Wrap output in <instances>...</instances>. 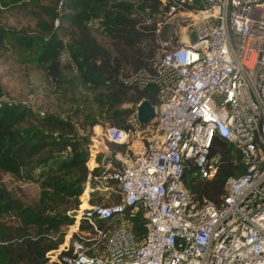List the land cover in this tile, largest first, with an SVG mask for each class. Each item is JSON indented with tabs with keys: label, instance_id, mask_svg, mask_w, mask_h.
I'll list each match as a JSON object with an SVG mask.
<instances>
[{
	"label": "built area",
	"instance_id": "obj_1",
	"mask_svg": "<svg viewBox=\"0 0 264 264\" xmlns=\"http://www.w3.org/2000/svg\"><path fill=\"white\" fill-rule=\"evenodd\" d=\"M136 11L140 25L153 26L159 52L153 72L139 69L122 81L155 87V131L127 163L108 154L99 164L84 187L86 206L68 211L73 223L48 261L264 264V0H161L154 18L147 7ZM176 16L184 26L164 37ZM111 130L125 137L113 139ZM108 131L125 144L128 132ZM217 138L236 149L243 167L225 178L219 205L193 199L182 180L187 163L201 178L216 176ZM110 182L120 201L91 203ZM139 212L140 241L131 227Z\"/></svg>",
	"mask_w": 264,
	"mask_h": 264
},
{
	"label": "trees",
	"instance_id": "obj_2",
	"mask_svg": "<svg viewBox=\"0 0 264 264\" xmlns=\"http://www.w3.org/2000/svg\"><path fill=\"white\" fill-rule=\"evenodd\" d=\"M38 1L0 0V14L35 2L47 15V21L38 18L34 34L0 27V50L14 48L23 55V62L34 63L55 81L61 78V57L65 54V66L76 71L80 85L90 91L109 126L130 132L135 125L143 128L150 124L151 119L138 125L135 106L142 99L154 104L155 87L127 85L122 78L139 69L154 71L159 48L153 26L140 25L136 9L147 7L146 14L154 18L161 0H47L54 8ZM54 22L69 26L67 41L58 37ZM2 96L0 88V174L37 183L39 194L33 205H25L0 185V264H64L49 262L48 254L59 248L65 230L73 223L68 211L80 207L81 200V207L86 206L84 187L100 174V157L93 163L86 148L89 140L70 117L37 114L28 107L3 101ZM110 133L116 140L125 137L119 130ZM111 144L118 149L125 147ZM215 146L222 152L216 176L201 178L187 163L182 180L193 199L205 198L219 205L225 193V178L240 174L243 167L236 149L218 138ZM109 156L119 164L113 155ZM112 196L113 202L120 201L118 191ZM90 202L107 205L94 192ZM131 224L140 241L144 235L140 212L131 218Z\"/></svg>",
	"mask_w": 264,
	"mask_h": 264
},
{
	"label": "rangeland",
	"instance_id": "obj_3",
	"mask_svg": "<svg viewBox=\"0 0 264 264\" xmlns=\"http://www.w3.org/2000/svg\"><path fill=\"white\" fill-rule=\"evenodd\" d=\"M38 3L54 8V5L47 0H41ZM56 9L59 12L60 8L57 7ZM38 18L47 21V15L41 8L35 2H28L26 6H15L4 10L0 14V27L24 29L27 33L34 34L38 30ZM184 24L181 17H174L165 27V37L179 31ZM53 27L58 37L67 41L69 26L65 22L58 25L54 22ZM97 40L108 45L100 37H97ZM22 58L23 55L14 48L9 47L0 50V88L3 93V101L28 107L37 114H56L62 117H70L77 125L78 130L82 131L88 138L89 144L86 148L92 161L100 157L98 161L103 164L105 157L109 154L113 155V159L118 163H127L132 151L136 150L142 142H145L154 133L155 122L153 118L147 126L139 128L135 125L134 129L127 133L128 136L123 149L114 147L112 142H121L112 140L111 133L109 136L108 121L92 101L90 91L80 85L76 71L65 66L67 62L65 54L61 57L64 66L59 81L51 80L34 63L23 62ZM215 99L219 102L220 97L216 96ZM76 111L77 113H75ZM90 167L92 166L90 165ZM0 185L8 189L25 205H33L38 198L39 187L37 183L28 180H16L8 174L1 173ZM110 186L105 191H94L96 195L102 197V202L107 204L113 202L112 194L117 191L116 185ZM67 231L68 228L65 233H68ZM65 239L64 237L62 244Z\"/></svg>",
	"mask_w": 264,
	"mask_h": 264
},
{
	"label": "water",
	"instance_id": "obj_4",
	"mask_svg": "<svg viewBox=\"0 0 264 264\" xmlns=\"http://www.w3.org/2000/svg\"><path fill=\"white\" fill-rule=\"evenodd\" d=\"M196 3L197 0H194ZM191 39L195 38V34H191ZM154 117V107L153 105L147 100L142 99L136 106H135V120L138 125L145 124L148 120Z\"/></svg>",
	"mask_w": 264,
	"mask_h": 264
},
{
	"label": "crops",
	"instance_id": "obj_5",
	"mask_svg": "<svg viewBox=\"0 0 264 264\" xmlns=\"http://www.w3.org/2000/svg\"><path fill=\"white\" fill-rule=\"evenodd\" d=\"M91 158V157H90ZM95 161V160H94ZM94 161H93V163H94ZM92 166V165H91Z\"/></svg>",
	"mask_w": 264,
	"mask_h": 264
}]
</instances>
